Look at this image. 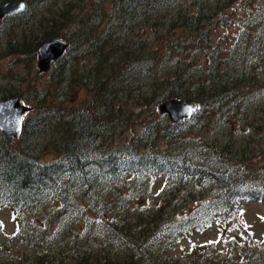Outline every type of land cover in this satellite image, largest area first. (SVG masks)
Masks as SVG:
<instances>
[{
  "label": "trees",
  "instance_id": "16d2710c",
  "mask_svg": "<svg viewBox=\"0 0 264 264\" xmlns=\"http://www.w3.org/2000/svg\"><path fill=\"white\" fill-rule=\"evenodd\" d=\"M49 1L0 0V5L27 4L25 12L6 19L13 35L0 57L12 55L33 65L39 48L60 38L66 29L70 48L54 66L61 70L75 49L87 48L91 67L70 75L87 98L74 110V105L46 102L40 91L30 87L38 105L35 114L26 119L20 138L9 140L0 151V210L16 212L24 227L27 216L38 217L48 200L63 199L74 187L87 194L90 207L101 216L108 208L102 187L131 185L126 181L129 176L140 182L162 176L168 182L178 181L182 175L194 174L188 155L207 166L196 181L215 188L213 196L201 198L203 204L191 212L187 210L202 201L196 196L166 198L150 224L142 222L143 212L127 208L110 228V246L125 247L124 261H116L120 251L95 254L90 244L81 242L70 248L67 257L74 264H264V250L256 248L246 250V260L237 258V248L228 245V254L204 248L175 259L168 253L186 236L234 221L241 203L264 201V0H60L46 8L50 15L42 18L30 9L34 2ZM237 7L236 16L230 11ZM138 23L149 31L146 37L137 34ZM231 27L238 32L230 46L215 43L217 28ZM223 39L230 42L229 36ZM194 54L205 59L197 73H193ZM58 76L67 81L63 71ZM13 98H21L17 90L0 95V101ZM176 99L196 103L199 110L190 120L162 130L157 126L162 122L151 116L152 105ZM135 107L142 111L135 113ZM209 112L217 115L222 128L213 127L227 132L221 135L223 143L189 145L179 127L190 121L203 125ZM138 114L143 115L145 129L157 126L152 141L146 142L140 134L126 146H115L116 138L134 127ZM237 120H245V125L236 129ZM58 130L62 138L57 136L52 147L57 157L43 160L32 139L38 131L58 134ZM160 137L165 138L164 148L155 142ZM83 140L89 142L87 147ZM183 146V156L169 154L171 147ZM10 263L29 264L23 259ZM34 264L55 263L44 255Z\"/></svg>",
  "mask_w": 264,
  "mask_h": 264
},
{
  "label": "rangeland",
  "instance_id": "374dc122",
  "mask_svg": "<svg viewBox=\"0 0 264 264\" xmlns=\"http://www.w3.org/2000/svg\"><path fill=\"white\" fill-rule=\"evenodd\" d=\"M59 2L60 0H50L46 5L34 2L32 3L34 6L32 5L30 9L34 10L32 12L37 11L40 13L42 18L43 16L50 15L45 11L46 8L53 4L58 5ZM85 2L88 3L89 0H85ZM59 5L63 7L62 3ZM239 11V7H237L233 8L230 12H233L237 16L240 15ZM57 12L55 11V13ZM77 18L79 19V17ZM10 25L11 22L6 20L0 22V54H2L4 44L7 43L8 38H12L11 35L13 33H9ZM76 27L75 24L72 26V29ZM135 28L140 38L148 35L149 31L145 29L142 23H138ZM65 31L66 29H63L59 37L68 42L64 36ZM237 32V27L228 29L217 28L214 41L215 43H221V46L229 47ZM224 36H229L230 42L224 40ZM75 57H77V60H73ZM192 58L197 69L193 73H197V71L202 70L205 59L202 54H194ZM91 64L87 48L75 49L73 55L67 58L63 67L61 66V70H58V67L56 68L51 63L44 73L40 72L37 59L33 65L28 66L20 62L19 58H15L12 55L0 57V95L6 92V90H17V95H21L20 99L32 108L26 115V118L33 116L36 107H38L34 103L35 95L34 93H30V87L40 91L44 100L52 105L58 106V102H62L67 107L74 105L73 109L78 110L82 107V102L86 100L87 96L84 95L83 88L79 82L73 80L74 82L72 83L70 75L76 70L83 73L86 68L91 67ZM60 71H63L65 76L67 75L66 82L62 80V77L59 79L58 74ZM191 88L194 87L191 86ZM63 98L65 99L63 100ZM159 106L160 103H156V106L152 105L151 116L154 121L162 122V124L157 126L163 130L171 127V123L173 122L166 115L161 114ZM140 111L142 109L138 107L134 108L135 113H139ZM142 116L141 114L134 116L135 121H132L134 127L126 131L122 136H118L114 141L115 146H126L132 138L140 134H143L146 142L152 141L153 136L157 132V126L153 129H145V121H142ZM216 117L217 115H212L209 112L202 118L204 121L203 125H196L195 121H190L180 126L178 130H182V137L187 140L189 145L200 143V141H212L217 144L223 143L221 135L227 132L213 127L215 125L222 128L218 124ZM237 121L235 122L236 129L245 125V120ZM57 136L58 139H61L62 131L58 130V134L54 131L43 133L38 131L34 135L32 145L36 146L37 152L40 155H43V160L50 161L57 157L52 152V147ZM9 140L12 139H7L5 135L3 136L0 133V151L5 149ZM83 141L85 143V145L83 144L84 147H87L89 142ZM155 142L158 147L164 148L165 138H157ZM185 151V146L180 150H174L171 147L169 154L173 157H181L185 154ZM186 159H188L190 168H193L192 172L194 174L182 175L178 181L168 182L166 176H162L157 179L149 178L146 181L140 182L134 179V177L129 176L126 181L131 182V185L123 184L102 187L101 190L103 192L101 196L104 199L103 204L108 206V208L103 210L104 212L101 216H98L96 211L90 207L91 199L87 194L74 187L69 188L63 199L60 198L58 201L48 200L38 217L27 216V223H24L25 228L23 227L22 219L16 212L11 209L1 210L0 264H11V261L17 263L22 259L29 264H34L38 258L44 255H49L55 264H74V260H71L67 256L70 253V248L79 242L90 244L94 248L95 254H105V252L111 251L109 254L112 255L114 252L120 251L121 255L116 261H124L122 251L125 250V247L123 245L110 246L112 244L110 236L113 233L110 228L113 222L117 221V217L123 215L127 208L143 212L144 219L142 222L150 224L158 213V210L164 207L161 201L166 198H168L166 200H170V198L175 196L177 199L185 197V200H190V195L192 194L198 199L204 198L203 200H206L215 194V188L200 186L196 181L201 178L199 177L201 169L207 166L188 155ZM254 167L258 168L259 164H255ZM203 200L192 205L187 212L198 208L203 204ZM110 207L113 210H110ZM239 214L238 218H235L234 221L228 224L219 225L224 223V221L218 222L193 235L186 236L182 241L168 249V253L175 259L186 258L192 250L204 248L207 250L218 248L228 254L230 251V248L227 247L228 245L237 248L234 249V253L237 255V258H240L246 256L245 252L247 249L256 248L264 250V201L256 200L241 203ZM63 257L65 261L62 263ZM243 260H246V257Z\"/></svg>",
  "mask_w": 264,
  "mask_h": 264
},
{
  "label": "water",
  "instance_id": "95a60500",
  "mask_svg": "<svg viewBox=\"0 0 264 264\" xmlns=\"http://www.w3.org/2000/svg\"><path fill=\"white\" fill-rule=\"evenodd\" d=\"M25 9V2H9L0 5V21L6 17L19 15ZM68 50L69 44L62 39H53L44 43L38 50V68L40 72L44 73L51 63L62 60ZM31 109L20 99H9L0 102V130L10 139H18L23 132L25 117ZM159 110L162 114L167 115L171 122L179 124L192 118L198 110V105L180 100H169L162 103Z\"/></svg>",
  "mask_w": 264,
  "mask_h": 264
}]
</instances>
